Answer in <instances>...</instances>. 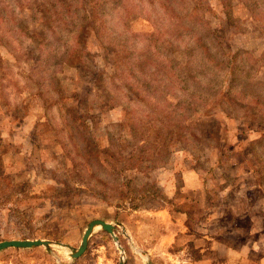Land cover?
Segmentation results:
<instances>
[{
  "label": "rangeland",
  "instance_id": "rangeland-1",
  "mask_svg": "<svg viewBox=\"0 0 264 264\" xmlns=\"http://www.w3.org/2000/svg\"><path fill=\"white\" fill-rule=\"evenodd\" d=\"M71 1L0 0V242L66 246L0 264H264V29L238 0L232 22L193 0L230 63L190 79L189 40L149 51L134 15L114 29L117 64L115 46L53 16ZM94 220L120 224L117 244L96 229L71 259Z\"/></svg>",
  "mask_w": 264,
  "mask_h": 264
},
{
  "label": "trees",
  "instance_id": "trees-1",
  "mask_svg": "<svg viewBox=\"0 0 264 264\" xmlns=\"http://www.w3.org/2000/svg\"><path fill=\"white\" fill-rule=\"evenodd\" d=\"M218 2L232 22L237 13V0H218ZM238 2L251 15V19L264 29L262 3L256 0H238ZM72 3L75 4L72 5ZM51 7L54 9L53 16L57 21L62 22L64 26H72L71 33L74 34V37L79 39L83 34L86 35L90 32L101 45L115 46L118 54L117 64H120L123 59L125 45L121 40L116 43L113 37L116 35L114 29L123 26L124 21L134 15L137 16L136 19L142 18L152 27L151 32L139 34L145 38V47L149 51L152 48L162 50V42H166L168 38L170 39L168 44H176L175 48L179 50H182L181 44L185 39L190 41V45L184 43L185 50L191 57L192 53L197 56L196 64L199 66L192 71L188 70V78L200 79L211 68L219 70L225 63H230L223 59L217 60L215 55L209 53L203 39L205 40V34L211 33L210 23L207 19V14H210L211 11L193 0H74L64 3L54 2ZM159 11L160 14H156ZM168 34L171 35L165 38ZM82 38L85 39L84 36ZM161 55L163 54L159 52L158 56ZM151 62L152 64L157 63V61ZM184 64L189 66V62L182 65ZM158 68H162L163 74L167 75L166 66ZM185 72V69L179 71L178 76ZM186 108L190 109V106H186ZM182 118L179 117L175 121L178 131L186 127V122ZM1 170L0 166V172ZM13 250L28 251L26 249Z\"/></svg>",
  "mask_w": 264,
  "mask_h": 264
},
{
  "label": "water",
  "instance_id": "water-1",
  "mask_svg": "<svg viewBox=\"0 0 264 264\" xmlns=\"http://www.w3.org/2000/svg\"><path fill=\"white\" fill-rule=\"evenodd\" d=\"M115 225L120 226L119 223H115L113 225L111 223H107L101 220H94L90 222L82 235V239L79 247L76 250H72L71 253L69 254L70 258L73 260L77 259L85 252L89 238L96 229H101L102 231L108 233L112 237L113 241L117 244V237L115 236L114 233ZM52 246H58L62 248L66 247L61 243H55L49 240H41V239L9 240V241L0 242V252L6 249H34L39 247H43L47 252H49L50 247ZM118 248L120 249L119 246ZM119 264H125L124 260L121 259L119 261Z\"/></svg>",
  "mask_w": 264,
  "mask_h": 264
}]
</instances>
